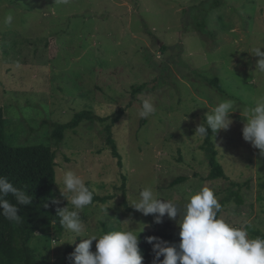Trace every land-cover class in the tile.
I'll use <instances>...</instances> for the list:
<instances>
[{"label":"rangeland","instance_id":"374dc122","mask_svg":"<svg viewBox=\"0 0 264 264\" xmlns=\"http://www.w3.org/2000/svg\"><path fill=\"white\" fill-rule=\"evenodd\" d=\"M0 0V107L5 141L44 144L55 151L54 192L63 207L64 171L81 175L94 201L81 212L84 234L129 228L143 233H179V216L155 223L130 203L146 185L180 208L190 191L207 185L229 223L264 233V156L242 137L246 112L264 95V73L253 50L264 51V0ZM13 16L11 25L3 23ZM202 21L203 26L198 25ZM218 78L223 88L211 83ZM142 85L140 91L132 87ZM152 98L156 112L138 115ZM231 99L227 130L212 135L225 178L206 179L209 165L195 128L218 100ZM123 114L111 131L121 165L106 146L105 123L83 120L55 144L53 123L81 110L110 117ZM184 119V120H183ZM125 176V185L122 189ZM179 176L187 179L171 186ZM70 195V194H69ZM38 234V233H37ZM250 234V232H249ZM33 245L42 246L38 234ZM64 228L40 247L52 264L74 250ZM250 236H252L250 234ZM65 241V242H64ZM95 251V241L92 242Z\"/></svg>","mask_w":264,"mask_h":264},{"label":"clouds","instance_id":"9594fccd","mask_svg":"<svg viewBox=\"0 0 264 264\" xmlns=\"http://www.w3.org/2000/svg\"><path fill=\"white\" fill-rule=\"evenodd\" d=\"M12 22L13 16L6 15L3 23L11 25ZM253 55L259 57L256 68L264 73V51H261V46L253 50ZM236 109L235 101L218 100L207 112L204 122L196 126L195 133L204 139L207 138L209 130L214 136L218 130H227L232 123L230 113ZM155 112L153 99H143L139 117L148 118ZM245 118L242 137L264 156V95L256 100L254 107L247 110ZM61 182L64 186L63 190L60 189L61 194L72 205V209L58 207L56 213L60 224L74 234L71 240L65 241L73 244L80 238L68 259L73 261V264H143L138 232L142 231L145 225L134 232L129 228L130 220H127L128 225L124 229L85 235L81 212L92 204L93 191L86 185L82 176L73 170L64 171ZM9 195L16 203L7 199ZM31 200V195L15 187L6 176L0 175V215L20 224L22 220L18 215V205H29ZM52 203L59 202L53 199ZM130 204L145 216L153 215L155 223H161L165 215L169 219L179 216L178 246L152 235L145 238L152 246L153 264H264V237L250 236V222L235 226L218 215L222 205L214 190L207 185L190 191L183 208L173 200L161 199L152 185L143 187L138 200ZM93 241L95 251H92ZM161 256L162 260L159 259Z\"/></svg>","mask_w":264,"mask_h":264},{"label":"trees","instance_id":"16d2710c","mask_svg":"<svg viewBox=\"0 0 264 264\" xmlns=\"http://www.w3.org/2000/svg\"><path fill=\"white\" fill-rule=\"evenodd\" d=\"M220 1L215 0L212 6L219 5ZM203 26L202 21L198 24ZM211 83L216 85L220 91L223 88L218 78L211 80ZM142 85L132 87V91H140ZM123 114V109H119L117 114L107 122L110 117H101L96 115L92 110H81L73 115L71 120L66 123H53L52 137L55 144L63 140V133L67 129L75 128L83 121L87 120L92 123H105L104 130L106 131L105 143L112 155L118 158V163L121 165V156L118 152L117 144L113 138L111 127ZM213 133L209 130L207 138L203 139L201 149L205 152L209 172L206 176L208 180L217 178H225L224 168L217 159V150L212 141ZM55 151L48 145L31 144L24 146H12L5 141L4 133V110L0 107V175L6 176L13 185L29 195L32 200L29 205H18V215L21 216L22 223L7 220L3 215H0V264H52L47 255L43 254L40 247H46V242H49V234L54 232L58 237L64 230V227L59 222L56 209L63 208L59 202L53 204L52 200H56L54 192L55 178ZM123 184L125 185V176H122ZM185 176H179L171 181V186L185 181ZM234 195L235 201L239 196L236 192L230 191L224 200L220 203L223 205L229 201ZM10 202L16 203L15 199L9 195L7 197ZM94 201L105 202V198L93 195ZM252 235L264 237L261 230L248 228ZM107 232V231H105ZM45 235L46 242L39 245H33L32 241L37 239L38 234ZM156 236L178 246L180 237L173 232H154L143 233L139 237V248L143 255V264H153L154 253L152 246L146 242L147 236ZM72 252L70 247L66 248L65 260L60 264H73V261L68 259ZM159 259H163L161 256Z\"/></svg>","mask_w":264,"mask_h":264}]
</instances>
